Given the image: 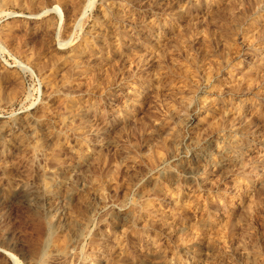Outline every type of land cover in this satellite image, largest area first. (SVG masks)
Returning <instances> with one entry per match:
<instances>
[{
    "label": "rangeland",
    "instance_id": "1",
    "mask_svg": "<svg viewBox=\"0 0 264 264\" xmlns=\"http://www.w3.org/2000/svg\"><path fill=\"white\" fill-rule=\"evenodd\" d=\"M0 264H264V0H1Z\"/></svg>",
    "mask_w": 264,
    "mask_h": 264
},
{
    "label": "bare ground",
    "instance_id": "2",
    "mask_svg": "<svg viewBox=\"0 0 264 264\" xmlns=\"http://www.w3.org/2000/svg\"><path fill=\"white\" fill-rule=\"evenodd\" d=\"M0 1H1V0H0ZM194 159H195V157H194ZM186 171H187L188 174H191L193 170H191L190 168H187ZM57 259H58V258H57Z\"/></svg>",
    "mask_w": 264,
    "mask_h": 264
}]
</instances>
